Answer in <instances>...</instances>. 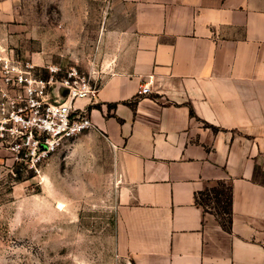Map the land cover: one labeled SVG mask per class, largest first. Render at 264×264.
Returning a JSON list of instances; mask_svg holds the SVG:
<instances>
[{"label": "crops", "instance_id": "1", "mask_svg": "<svg viewBox=\"0 0 264 264\" xmlns=\"http://www.w3.org/2000/svg\"><path fill=\"white\" fill-rule=\"evenodd\" d=\"M111 5L120 49L95 99L76 100L93 128L69 148L112 149L118 252L133 264H264V0ZM219 182L229 229L196 200Z\"/></svg>", "mask_w": 264, "mask_h": 264}, {"label": "rangeland", "instance_id": "2", "mask_svg": "<svg viewBox=\"0 0 264 264\" xmlns=\"http://www.w3.org/2000/svg\"><path fill=\"white\" fill-rule=\"evenodd\" d=\"M112 1L0 0V66L30 64L41 78L56 68L58 81L76 70L100 84L121 45ZM8 87L0 76V102ZM91 143L59 148L35 167L0 149V264H133L116 247L112 149ZM209 195H199L205 211L225 218L226 198Z\"/></svg>", "mask_w": 264, "mask_h": 264}, {"label": "built area", "instance_id": "3", "mask_svg": "<svg viewBox=\"0 0 264 264\" xmlns=\"http://www.w3.org/2000/svg\"><path fill=\"white\" fill-rule=\"evenodd\" d=\"M2 61V81L9 91L17 93L11 96L8 89L2 91L6 100L0 102V149L15 152L16 158L35 167L93 128L89 113L77 108L75 102L79 98L94 100L100 84L79 76L76 70L58 81L53 80L56 68L50 69L49 78H41L32 72L30 64ZM150 83L143 82L138 93H150ZM51 86L52 92L48 91Z\"/></svg>", "mask_w": 264, "mask_h": 264}, {"label": "trees", "instance_id": "4", "mask_svg": "<svg viewBox=\"0 0 264 264\" xmlns=\"http://www.w3.org/2000/svg\"><path fill=\"white\" fill-rule=\"evenodd\" d=\"M217 185L224 187L227 190V193H225L224 190H221V189L216 188L215 186H212L208 188L207 190L203 191L200 195L206 194L208 196L209 194H212V198H214V200L217 203L220 201L221 197L224 196L226 198L228 208L226 209V207L219 205V207H221V210H222L221 213L224 215L225 218H220V217L219 218L216 217V218L224 229H229L230 222H231V214H230V208H229L230 200H231L230 187L222 182H219ZM196 200H197V203L203 206V203H201L199 196H197Z\"/></svg>", "mask_w": 264, "mask_h": 264}]
</instances>
